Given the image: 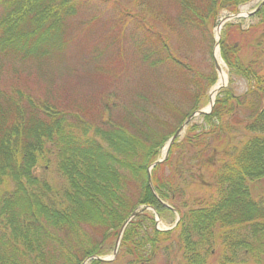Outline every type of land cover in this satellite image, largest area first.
Here are the masks:
<instances>
[{"label":"trees","instance_id":"16d2710c","mask_svg":"<svg viewBox=\"0 0 264 264\" xmlns=\"http://www.w3.org/2000/svg\"><path fill=\"white\" fill-rule=\"evenodd\" d=\"M248 1L176 0V14L158 28L115 5L112 31L102 35L111 54L89 55L100 88L84 95L56 81L75 74L74 40L93 1L0 0V264L102 257L140 207L116 257L87 264L159 256L169 264L175 255L183 264H264V193L251 187L264 181V3L246 30L226 24L218 45L227 85L151 169L155 194L146 182L184 118L209 102L213 40L202 29ZM173 18L189 52L168 44ZM203 51L206 63L195 57ZM234 78L246 83L243 93ZM195 183L205 191L190 194ZM146 207L178 222L156 229Z\"/></svg>","mask_w":264,"mask_h":264},{"label":"rangeland","instance_id":"374dc122","mask_svg":"<svg viewBox=\"0 0 264 264\" xmlns=\"http://www.w3.org/2000/svg\"><path fill=\"white\" fill-rule=\"evenodd\" d=\"M92 1H93V3H92L93 5L91 7H89V10H87L88 12L86 11L84 14H82L80 16V21L83 22V24L80 25V30L77 33V36L74 40L73 50L71 53L72 59L69 62L71 64V66L69 69L75 71V74L74 75H71V73L68 75H62L61 74V77H59L56 81V83L60 86L61 89L64 88V91L68 90L70 92L71 90L76 89L79 94H84V95H89L90 92L92 93V91H95L98 88H100L101 82H99L97 77L94 76V73L92 74V72H91L92 71L91 69L93 67H92V64L90 63L89 55L91 56L90 52L92 50H98V51H100V53L105 52L106 54H109V55L111 54V50L109 52L103 44L104 43V37H102V35L108 33L110 30L112 31V25L113 24H112L111 20H109V19L111 18L112 14H113V9L116 10L119 7H124L126 9H128L130 11V13L143 17L150 24L151 23L155 24L157 28L159 26V23H160V25L164 23L163 18L166 15H168L170 17V16H174L176 14V10H175L176 9L175 8L176 7L175 6L176 0H117V2L110 0V1H108V3L101 2L98 0H92ZM259 2H261V0H250V1L246 2L244 5L240 6L237 12L241 13V15H245V13L253 10L259 4ZM115 5H117L118 7L116 8ZM227 15H229V12L222 11L219 15V18L217 19V21L214 24H210V25L207 24L202 29V31L207 36H209L208 35L209 32L211 33L212 40H213V44L211 47V60H212V64H213L212 66L215 65L216 58L214 60V57H215L214 55H215V51H216L218 54V57L220 59L221 64L217 60H216V62L219 64L220 68L224 70L225 76H226V80L223 83L224 87L227 85L228 79H229L228 75H227V66L225 65L223 59L221 58L219 45L214 46V41L218 40L217 24L222 17H225ZM242 18H243V20L240 22H238L235 19L227 21L221 27V29L219 31L220 32L219 38H220L221 32L226 27L227 23L232 24L233 28L237 27V25H235V24H239V28L243 29V30H246L250 26V24L255 23V21H253V20L250 21V19H247V17H242ZM171 21H170V23L169 22L167 23L168 26L166 28V33L169 37L168 38V44L173 49H178L181 53H185L186 51L189 52V47H188V42H187L188 41V39H187L188 34L186 35V32H185L186 29L183 28L182 26H180L177 23L175 18H173V22H171ZM187 32H188V30H187ZM231 37H232L231 39L237 38L236 31L233 33V35ZM199 39H202V37L200 36ZM131 47H133V45H131ZM130 50H134V49L131 48ZM195 57L205 61V63L208 61V53L206 51H203L199 54H196ZM262 60H263V66H264V56H262ZM214 69L216 72V82L213 85V87L210 89V91L212 89L216 88V83L218 80V74L219 73H217L215 66H214ZM67 70H68V68H67ZM6 77H8V76H6ZM245 84L246 83L243 80L238 79V78H234V87H235V91L237 93H243L245 91V89H246ZM223 86H221V87H223ZM218 90H217V92H218ZM210 91H209V93H210ZM216 93H215V95H216ZM213 102H214V100H213ZM206 106H204V108ZM195 118H197V116H195L194 119ZM183 132H184V130L180 133V136H182ZM164 149H165V145L161 149L160 156L157 160H159L163 157V154L165 151ZM150 172H151V170H150ZM251 187L254 188V194L264 193V181L255 182L252 184ZM203 191H205V190L201 189V187L199 186L198 183H195V186L194 185L192 186V190L190 191V194L197 195V194H201ZM158 218H159V220H158V223L157 222L155 223V227H156V229H159V230H167L170 227H172L175 224V222H177L176 221V214H175V217L171 220H169L170 217L166 218V216H165V219H163V218L159 217V215H158ZM154 220H155V216H154ZM111 253L112 252H109V253L103 255L102 257L103 258H110ZM112 260H110V261H112ZM87 262L85 264H87ZM170 263L171 264H183L179 255L173 256L172 262H170ZM155 264H167V262L165 261L164 258L159 256V258L156 260Z\"/></svg>","mask_w":264,"mask_h":264},{"label":"water","instance_id":"95a60500","mask_svg":"<svg viewBox=\"0 0 264 264\" xmlns=\"http://www.w3.org/2000/svg\"><path fill=\"white\" fill-rule=\"evenodd\" d=\"M263 3H264V0H261V2H259V4L253 10H251L250 12L245 13V15H241V13H236V14H229V15H227L225 17H222L220 19L218 25H217V29H218V33H217L218 34V40H219V33H220L219 31H220L221 27L223 26V24L225 22H227L229 20L236 19V18H240V17H248V16H250V14H253V12L257 11L263 5ZM218 40H216L214 42V46H217L218 45ZM214 60H215V57H214ZM214 66L216 67L217 73L221 72V68H220L219 64L216 62V60H215V65ZM221 86H223V84L220 85V86H217L215 89H212L210 91V93H209V102H208V104H207V106L205 108L200 109V110H197V111L191 113L186 118H184L185 120L179 125V127L175 130V132L167 140V142L165 144V149H164L165 151H164L163 157L161 159H159V160H155V162H153L148 167V169L146 171L147 172V181L146 182L148 183L149 189L151 190V192L153 194H155V193H154V188H153L152 182H151L150 170L154 166H156L157 164L161 163L163 160L166 159L167 154H168V150H169L170 146L173 144L174 140L180 135V133L184 130V128L186 127V125H187V123L189 121H191L195 116H199L201 114H207V113H209L211 111V108H212V105H213V100H214V97L213 96L215 95V93L217 92V90ZM146 208L149 209V210H152L154 212V214H155V222L158 223L159 218H158V215L155 213V211L151 207H146ZM142 209L143 208L140 207V208L136 209L134 212H132V214L128 217V219L121 226V228H120V230L118 232V235H117V237L115 239L114 246H113V250H112V254H111V257L110 258H103V257H99V256H93V257L87 258L85 261H83L82 264H85L91 258L97 259V260H100V261H110V260L114 259L115 256H116V254H117V251H118V248H119V245L118 244L120 243L121 235H122V232H123L125 226L137 214V212L141 211ZM178 219H179V216L176 214V221L177 222H178ZM177 222H175V224L172 227H170L169 229L173 228L176 225ZM169 229H167V230H169Z\"/></svg>","mask_w":264,"mask_h":264},{"label":"bare ground","instance_id":"6f19581e","mask_svg":"<svg viewBox=\"0 0 264 264\" xmlns=\"http://www.w3.org/2000/svg\"><path fill=\"white\" fill-rule=\"evenodd\" d=\"M214 56H215L216 60L221 64L220 59H219L218 54H217L216 51H215V55ZM225 80H226L225 72H224L223 69H221V72H219V74H218V80H217V83H216V87L219 86V85H222L225 82Z\"/></svg>","mask_w":264,"mask_h":264}]
</instances>
